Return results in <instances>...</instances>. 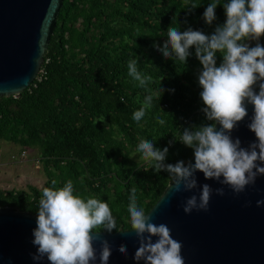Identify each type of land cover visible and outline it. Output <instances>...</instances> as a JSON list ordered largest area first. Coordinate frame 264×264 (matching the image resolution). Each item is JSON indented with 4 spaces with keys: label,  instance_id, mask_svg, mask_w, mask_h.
Listing matches in <instances>:
<instances>
[{
    "label": "trees",
    "instance_id": "1",
    "mask_svg": "<svg viewBox=\"0 0 264 264\" xmlns=\"http://www.w3.org/2000/svg\"><path fill=\"white\" fill-rule=\"evenodd\" d=\"M211 2L218 3L216 19L207 24L203 12ZM227 2L62 0L37 74L17 94L0 96V139L35 149L46 179L40 187L0 189V207L37 213L43 189L70 179L74 195L108 203L117 230L130 228V190L137 189V205L147 211L171 179L131 150L150 140L168 147L165 163L185 162L193 150L179 140L184 128L211 123L202 111L195 47L184 65L154 45L167 41L172 25L213 34L226 21ZM193 3L198 6L185 8ZM135 58L138 71L153 77L146 88L128 74ZM216 60L219 66V52ZM148 94L153 106L136 122L132 115Z\"/></svg>",
    "mask_w": 264,
    "mask_h": 264
},
{
    "label": "clouds",
    "instance_id": "2",
    "mask_svg": "<svg viewBox=\"0 0 264 264\" xmlns=\"http://www.w3.org/2000/svg\"><path fill=\"white\" fill-rule=\"evenodd\" d=\"M216 2H211L203 12L207 24L216 19ZM193 3L185 8L194 9ZM226 21L218 25L213 34L205 35L188 28L180 31L172 25L167 29V41L154 45L164 58H175L186 64L195 47V56L202 65L198 83L202 88L203 113L211 123L184 128L180 141L193 150L194 162L183 160L175 164L165 163L168 147L159 149L150 140L141 139L136 153L142 154L155 172L161 170L171 177L173 193L197 189L183 203L186 214L193 210L207 211L213 192L223 196L224 187L213 189L210 184H198L196 173L206 180H214L227 186L232 194L239 195L254 186L264 175V46L256 43L249 47L245 40H259L264 35V0H228L224 5ZM222 62L217 66L216 54ZM137 59L128 61V74L139 86L146 88L153 77L142 74ZM258 87V91L254 89ZM163 92L159 88L158 100ZM153 95L144 97L142 106L134 111L132 119L140 122L153 106ZM247 104L253 106V115L247 127L256 140L242 146L241 140L233 138L232 132L248 115ZM157 123L165 120L157 117ZM219 124V128L215 125ZM135 155V153L133 154ZM148 169H145L147 171ZM45 187L38 203L36 227L33 229L34 261L45 258L49 264H96L99 242V264H108L111 256L109 240L98 235L103 230L111 234L117 230L116 218L109 204L99 198H82L74 195L73 181L62 187ZM128 213L130 230L138 241L133 259L143 264H185L183 244L173 238L172 230L165 223L156 224L143 208L137 205V189L130 190ZM250 201L245 202L247 206ZM256 206L264 205V199L256 200ZM99 229V230H98ZM123 232V230L119 231ZM155 237V240L153 239ZM119 253L127 256L126 245H120Z\"/></svg>",
    "mask_w": 264,
    "mask_h": 264
},
{
    "label": "water",
    "instance_id": "3",
    "mask_svg": "<svg viewBox=\"0 0 264 264\" xmlns=\"http://www.w3.org/2000/svg\"><path fill=\"white\" fill-rule=\"evenodd\" d=\"M61 1L0 0V96L17 94L37 74ZM246 107L248 115L232 132L244 147L256 140L247 127L253 106ZM187 162H194L193 152ZM196 177L198 184L207 183L213 189L224 187L225 194L213 192L207 211L186 214L183 203L193 194L199 196V186L173 193L168 187L170 179L146 211L151 222L167 224L173 238L182 242L185 264H264V205L257 207L255 203L264 199V175L238 196L227 186L206 180L201 172ZM246 201H250L247 206ZM36 217L37 213L0 207V264H49L46 258L32 259L37 250L32 243ZM98 235L111 244L108 264H143L133 259L138 241L130 228L111 234L100 231ZM122 244L127 247V256L118 251ZM94 246L99 264V242Z\"/></svg>",
    "mask_w": 264,
    "mask_h": 264
},
{
    "label": "rangeland",
    "instance_id": "4",
    "mask_svg": "<svg viewBox=\"0 0 264 264\" xmlns=\"http://www.w3.org/2000/svg\"><path fill=\"white\" fill-rule=\"evenodd\" d=\"M264 40H245L253 47ZM135 153V155H133ZM130 154L139 162L144 161L142 154L131 150ZM46 179V172L41 166L33 148H21L18 144L0 139V189H25L27 184L40 187Z\"/></svg>",
    "mask_w": 264,
    "mask_h": 264
}]
</instances>
